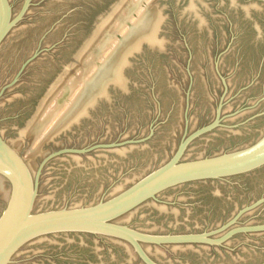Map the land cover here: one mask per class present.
<instances>
[{
    "label": "water",
    "instance_id": "95a60500",
    "mask_svg": "<svg viewBox=\"0 0 264 264\" xmlns=\"http://www.w3.org/2000/svg\"><path fill=\"white\" fill-rule=\"evenodd\" d=\"M0 264H264V0H0Z\"/></svg>",
    "mask_w": 264,
    "mask_h": 264
}]
</instances>
